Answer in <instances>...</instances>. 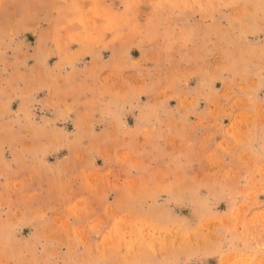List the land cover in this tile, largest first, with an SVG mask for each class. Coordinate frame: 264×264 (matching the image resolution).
Here are the masks:
<instances>
[{"label": "rangeland", "instance_id": "374dc122", "mask_svg": "<svg viewBox=\"0 0 264 264\" xmlns=\"http://www.w3.org/2000/svg\"><path fill=\"white\" fill-rule=\"evenodd\" d=\"M0 264H264V0H0Z\"/></svg>", "mask_w": 264, "mask_h": 264}]
</instances>
